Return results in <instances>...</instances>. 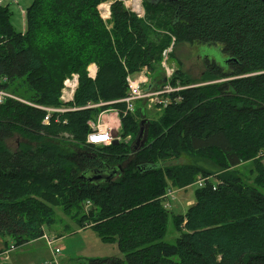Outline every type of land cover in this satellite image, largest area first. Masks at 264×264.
<instances>
[{"label": "trees", "instance_id": "trees-1", "mask_svg": "<svg viewBox=\"0 0 264 264\" xmlns=\"http://www.w3.org/2000/svg\"><path fill=\"white\" fill-rule=\"evenodd\" d=\"M10 1L0 5V90L33 104L62 105L64 79L74 72L80 84L71 105L125 97L128 76L159 66L171 34L176 43L217 47L228 60L226 67L205 63V80L223 82L170 94L171 104L155 119L143 104L121 116L120 134H131L129 142L87 143L88 121L109 107L123 109L122 102L70 111L67 123L45 125L42 109L3 99L0 235L14 236L16 249L43 238L45 226L56 222V201L68 212L91 200L90 227L103 241L117 242L124 257L89 264H264V160L257 158L264 149V2L144 0L139 17L114 0L110 28L98 8L107 0H33L22 31L12 22ZM90 64L98 67L95 79ZM157 76L151 84H159ZM186 77L180 68L173 83L189 84ZM141 118L148 119L149 139L133 151ZM16 134L29 142L13 150L8 140ZM243 163L248 176L239 170ZM106 165L124 172L109 182L85 178ZM191 186H197L195 202L174 215L181 236L168 242L172 212L165 194Z\"/></svg>", "mask_w": 264, "mask_h": 264}, {"label": "rangeland", "instance_id": "rangeland-1", "mask_svg": "<svg viewBox=\"0 0 264 264\" xmlns=\"http://www.w3.org/2000/svg\"><path fill=\"white\" fill-rule=\"evenodd\" d=\"M32 1L33 0H11L9 2L10 9L12 11V22L17 30H23V28H26V10H28V7L32 4ZM121 1L126 5V7H129L128 4L130 0ZM113 2L114 0H107L102 2L98 7L102 18L107 23V25H109L110 28L113 24L111 11V4ZM165 58L167 59L168 64L175 68L176 72L180 68H182L184 75L187 76L186 78L192 79L189 84H183L180 79H177L175 81V84L179 83L180 85H183L184 89L190 87L203 86L212 83H219L225 80L223 78L213 77H210L205 80L206 73H208L206 71V60L210 59L223 62L224 66L226 67L225 62H227L228 59L227 57L223 56V54L218 50L217 47L192 46L185 43H176L175 36L171 34V43L169 47L164 50L163 58L161 60L160 65H162V61ZM180 62H182V65L180 64ZM91 65L92 64H90L88 68ZM160 65L156 66L154 70L148 67L149 76L153 79H155V76L157 75H159L160 77L162 76V78L163 76H165L164 69L163 67L161 68ZM137 74L133 75L135 76ZM159 76L157 77L159 78ZM158 78L156 80L159 81V83H162L160 81L162 78ZM165 79L166 78L164 77L163 82L166 81ZM10 94L13 95V93ZM138 104L140 105L142 103ZM96 107L100 108V106L98 105H96L94 108ZM117 110L119 111L120 109L109 107L100 111L98 116L93 117L88 121L90 130L92 129L93 125H97V123L100 122L108 123L109 125L114 126V128L116 129L115 133H117V131L118 133H120L122 129V117L126 115L117 112ZM146 112L147 117H149L150 119H155L160 115L161 110L152 109L146 110ZM102 116L103 118L101 119ZM142 119L143 118H141V120ZM117 126H119L118 129ZM63 135L65 137H70V134L67 132H64ZM28 142V138H25L20 134H16L14 137L8 140V145L11 149L17 150L22 143ZM33 146L35 147L36 145ZM257 158L264 160V149L260 150L257 155ZM185 160L186 159L183 158L181 159V162ZM240 167L241 168H239V170H245L246 173L249 170L248 163H243ZM248 175L249 173H247V176ZM196 187L197 186H191L186 189L175 188V195L170 197L171 208L169 209V211L172 213H170L168 231L165 237L166 241L175 243L177 239L181 236V233L175 229L173 217L175 214L185 212L192 204H194ZM41 197L42 201L46 199V197L42 195ZM41 197L38 196L37 198L41 200ZM60 197L63 196H58L57 198ZM48 198L52 199L51 197ZM62 206L63 205H61L60 202L56 201V222L51 226H45L46 233L50 234L51 236L58 235L62 238L58 243L62 250V253L58 256L59 264H89L88 260H90L91 258L110 256L124 257V253L121 252L117 242L107 243L103 241L102 238L98 235V233L90 227V223L92 220L90 219L89 215L90 212L95 211V206L91 200H86L81 204V206H73L71 210H68V212L64 211ZM85 217H88L89 220H84ZM79 220H82L84 224L80 225ZM4 240L7 241L6 243L9 248H11V246L16 245V238L14 236L7 235L4 237ZM47 243V240L39 238L28 244L19 245L17 246L18 248H16L10 253L8 259H5L4 255L0 256V264H42L46 261H51L53 260V253Z\"/></svg>", "mask_w": 264, "mask_h": 264}, {"label": "built area", "instance_id": "built-area-1", "mask_svg": "<svg viewBox=\"0 0 264 264\" xmlns=\"http://www.w3.org/2000/svg\"><path fill=\"white\" fill-rule=\"evenodd\" d=\"M7 0H0V5H3L6 3ZM127 7L131 10V12L135 13L139 17L145 16V9L143 6V0H130ZM129 10V11H130ZM162 67L164 69L165 78L166 81L159 84H151V78L149 76V69L147 66H145L137 75H129L128 76V82H129V92L128 94L116 101L111 102H100V103H90L85 107H77L75 105H71V103L74 102L75 95L77 92V89L80 84V75L76 72L72 73L70 76H68L63 83V88L60 95V100L63 102L60 106H38V104H33L28 101H25L21 98H19L16 95H11L10 93L0 90V102L5 99L6 97H11L13 99L31 104L33 106H36L40 109H42L45 112V116L43 119V124L49 125L50 123L54 122L57 124L61 123H67V120H63V116L70 112L75 111L83 108H94L96 105L98 106H104L109 105L112 103H124V108L120 109L117 112H120L123 115H127L129 113H133L136 111L138 103H142L146 106L147 110L152 109H158L162 110L166 106L170 105L172 102V98L169 97L170 94L174 92L181 91L184 89L183 85H180L179 83L174 84L173 79L176 75V70L174 67L170 66L167 62V59L165 58L162 61ZM88 75L90 78L95 79L97 76L98 67L96 64H92L88 68ZM151 84V85H150ZM182 96H176L174 100L176 102L181 101ZM103 116L101 117V119ZM93 130L91 133L87 135V143L91 144H100V143H106L110 144L115 142L116 140L120 141H126L128 138L131 137V135H128L127 137L123 138L120 133H115V128L112 125H109L108 123H100L98 122L97 125L92 126ZM205 179H201L199 182L200 186L204 184ZM176 189L172 188L167 191L165 194V201L164 206L167 208L170 206V197L175 195ZM45 240L48 241V246L51 249L53 253V260L46 261L42 264H59L58 256L62 253L61 247L59 246L60 240L55 237H50L48 234L45 233L43 236ZM15 249V246H11L10 249L6 250L4 253L6 257L8 254Z\"/></svg>", "mask_w": 264, "mask_h": 264}, {"label": "water", "instance_id": "water-1", "mask_svg": "<svg viewBox=\"0 0 264 264\" xmlns=\"http://www.w3.org/2000/svg\"><path fill=\"white\" fill-rule=\"evenodd\" d=\"M170 1H174V0H170ZM262 1L264 2V0ZM148 126H149L148 119L143 118L140 122L139 132L135 138V141L132 144L133 151H138L148 141L149 139ZM118 142L119 141L116 140L114 143L117 144ZM123 172L124 169L122 168V166L111 167L109 165H106L104 169L93 170L92 172L89 173V174L93 173L91 175L86 174L85 178L91 182H109L111 180H114L117 176L123 174Z\"/></svg>", "mask_w": 264, "mask_h": 264}, {"label": "crops", "instance_id": "crops-1", "mask_svg": "<svg viewBox=\"0 0 264 264\" xmlns=\"http://www.w3.org/2000/svg\"><path fill=\"white\" fill-rule=\"evenodd\" d=\"M22 31H25V28H23ZM119 128V126H117V129ZM4 237L5 236H2L0 235V256H2V254L4 253V250L6 249L7 247V241L4 240ZM52 256V255H51ZM1 258V257H0ZM9 258V257H8ZM8 258H5V259H8Z\"/></svg>", "mask_w": 264, "mask_h": 264}, {"label": "bare ground", "instance_id": "bare-ground-1", "mask_svg": "<svg viewBox=\"0 0 264 264\" xmlns=\"http://www.w3.org/2000/svg\"><path fill=\"white\" fill-rule=\"evenodd\" d=\"M107 19H108V18H107ZM172 39H173V38H172ZM173 47H174V46H173ZM96 108H97V107H96ZM92 130H93V128H92ZM91 132H92V131H91ZM91 132H90V133H91ZM132 138H133V137H132V135H131V137L127 139L128 141H125V142H129V141H131ZM100 144H106V143H100ZM110 144H111V143H110ZM200 181H201V179L196 183V185L200 186V184H199Z\"/></svg>", "mask_w": 264, "mask_h": 264}]
</instances>
